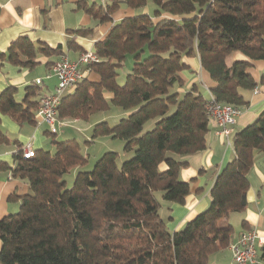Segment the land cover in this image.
Listing matches in <instances>:
<instances>
[{
  "label": "trees",
  "instance_id": "trees-1",
  "mask_svg": "<svg viewBox=\"0 0 264 264\" xmlns=\"http://www.w3.org/2000/svg\"><path fill=\"white\" fill-rule=\"evenodd\" d=\"M149 1L155 14L126 16L95 43L100 61L89 67L101 79L83 78L58 108L62 120H87L112 104L121 107L127 115L115 125L96 123L90 142L120 138L131 157L120 163V152L106 151L93 169L76 172L72 187L64 175L88 161L76 139L54 140L53 150L35 149L31 157L20 148L13 166L0 162V170L11 169L30 187L19 210L0 219V264H210L213 253L232 243L228 216L248 205V172L255 151L264 152V111L233 135L235 157L218 174L209 206L185 227L173 232L167 227L157 194L184 203L191 191L190 182L180 178L185 157L207 147L211 118L204 89L197 84L183 94L175 89L185 84L184 58L200 59L216 82L210 91L217 101L247 105L243 91L264 86V72L257 82L249 60L228 63L227 57L242 51L264 60V0H106L87 10L99 21L110 20L122 2L138 9ZM91 31L83 27L75 33ZM60 48L19 36L0 51V69L7 62L31 68L40 54ZM128 56L132 69L121 83ZM37 90L29 86L20 103L16 88L7 87L0 94V111L35 122L40 102L30 97ZM106 92L112 93L110 99ZM149 123L153 126L146 129ZM9 142L0 117V144Z\"/></svg>",
  "mask_w": 264,
  "mask_h": 264
},
{
  "label": "crops",
  "instance_id": "crops-1",
  "mask_svg": "<svg viewBox=\"0 0 264 264\" xmlns=\"http://www.w3.org/2000/svg\"><path fill=\"white\" fill-rule=\"evenodd\" d=\"M86 0H0V51H7L11 43L19 36L27 35L32 41H42L53 48L61 46L59 53L51 55L40 54L37 63L29 68L20 64L7 62L0 69V94L9 86L16 88L15 99L24 102L29 86H37V93L31 95L32 101H39L43 94L55 90L58 79L51 75L52 64L62 56L76 61L85 51H94L95 43L103 40L111 30L113 24L126 16H131L138 11L131 7L120 8L112 14V19L99 21L87 9L91 6ZM101 4L100 6H102ZM96 6V8H100ZM92 28L88 34H77L76 29ZM188 68L182 72L185 80L183 87L176 86L180 93H185L194 84L204 89L208 99L211 88L216 82L210 73L201 65L197 56L184 58ZM235 60H249V72L259 82L264 72V60L250 59L242 51H234L227 57V62ZM36 67L37 70L34 68ZM84 78L99 81L100 75L91 70L88 65L79 67ZM41 79V83H37ZM243 94L248 101L241 106V113L236 123L232 125L233 134L260 117L264 111V86L258 85L254 89L244 90ZM105 96L110 99L111 92ZM128 112H120V116ZM2 130L9 136L10 142L0 144V162L14 165V153L26 143L32 142L36 149H44L49 142L44 133H50L47 122L16 120L9 114L0 111ZM81 119L65 120L62 127L80 121ZM96 124V123H95ZM46 127L48 130H46ZM60 127V129L62 128ZM218 124L210 119V129L207 133V147L185 157L187 163L180 170V178L190 182L191 191L184 203L160 200V213L167 227L173 232L182 229L188 221L204 211L211 202V189L222 168L235 157L234 147L218 134ZM57 134V133H56ZM32 135L31 137H29ZM28 139V140H27ZM69 139V138H68ZM55 140V139H54ZM233 140V136H232ZM84 151V150H83ZM254 164L248 172L250 188L247 193L248 205L240 215L239 227L234 233L232 242H235L245 230L255 228L264 236V152L255 151ZM165 169V165H161ZM82 167L76 168V171ZM75 171V172H76ZM30 191L28 182L12 174V170H0V219L19 210L21 197ZM158 195V194H157ZM233 213V212H232ZM231 214V213H230ZM230 214L228 219H230ZM1 248V239H0ZM257 264H264V245H258ZM233 253L230 246L224 250L213 253L210 264H231Z\"/></svg>",
  "mask_w": 264,
  "mask_h": 264
},
{
  "label": "built area",
  "instance_id": "built-area-1",
  "mask_svg": "<svg viewBox=\"0 0 264 264\" xmlns=\"http://www.w3.org/2000/svg\"><path fill=\"white\" fill-rule=\"evenodd\" d=\"M98 61H100V58L94 51H85L76 61L70 60L67 56L58 59L53 64L49 74V76H56L58 83L53 92L42 95L36 112L37 122H47L50 132L58 133L60 127L66 123L58 116L61 100L66 93L73 91L84 78L79 69L80 65L86 64L89 67L90 64ZM37 83H41V79H37ZM241 110L240 106L217 101L213 94L208 100V116L217 122L218 134L224 137L226 142L232 146V136L234 135L232 125L236 123ZM34 152L32 142H28L22 147V153L25 157L34 156ZM258 245H264V236L259 234L258 230L252 228L243 231L240 237L230 244L233 253L231 264H257L259 262Z\"/></svg>",
  "mask_w": 264,
  "mask_h": 264
},
{
  "label": "rangeland",
  "instance_id": "rangeland-1",
  "mask_svg": "<svg viewBox=\"0 0 264 264\" xmlns=\"http://www.w3.org/2000/svg\"><path fill=\"white\" fill-rule=\"evenodd\" d=\"M88 2V5H92L93 3H96V6H100L101 4H104L106 0H86ZM122 8H127L128 6L122 2L121 3ZM155 9L156 6L152 1H149L147 6L144 8H138L136 9L138 13L144 12V13H150L151 15L155 14ZM133 65V57L128 56L126 58V61L124 65L122 66L120 70V76H119V81L121 83L124 82L126 75L131 72ZM35 70L36 67L34 68ZM124 110L112 104L110 108L103 110V111H98L90 116L89 119L84 120L81 119L80 121L73 122L69 124L66 127H62L57 134H50V133H44L43 136L45 138L49 137V142L47 146H44L43 148L45 150H53L54 149V139L55 140H62V139H76L79 141L82 146L83 150L87 155V163L82 166L83 170H91L93 169L96 161L105 153L106 151H118L120 152V163H122L125 159L131 157V153H125L123 151L124 147V141L120 138H113L111 136H104L100 137L98 139H95L94 141L90 142L92 140V132H93V127L95 123L101 122V121H108L110 125H115L119 122V120L122 117L125 116H120V112H123ZM153 123H149L146 126V129L152 128ZM46 130L48 128L46 127ZM30 135L29 137H31ZM28 140V139H27ZM33 148L36 149L33 145ZM76 169L70 170L68 173L64 175V179L66 180V185L67 187H72L76 175ZM158 196L161 200L162 196L160 193H158ZM264 197V194L262 195ZM230 219L232 223H234L236 229L239 227V219L240 215L237 212H233L230 214ZM185 227V226H184Z\"/></svg>",
  "mask_w": 264,
  "mask_h": 264
}]
</instances>
